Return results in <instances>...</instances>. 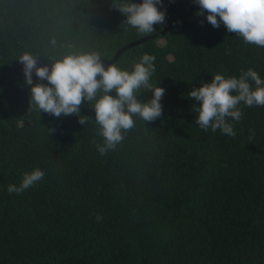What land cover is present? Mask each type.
<instances>
[{"label":"trees","instance_id":"1","mask_svg":"<svg viewBox=\"0 0 264 264\" xmlns=\"http://www.w3.org/2000/svg\"><path fill=\"white\" fill-rule=\"evenodd\" d=\"M164 7L162 34L163 24L153 33L123 24L111 0H0V79L25 52L51 64L92 51L106 61L158 33L114 63L130 69L154 55L150 83L165 89L162 114L133 115L101 154L92 102L58 117L37 109L23 67L0 85V264H264V110L241 104L228 136L201 129L187 96L216 73L251 67L264 79V49L213 27L197 6ZM33 167L44 169L41 181L7 192Z\"/></svg>","mask_w":264,"mask_h":264},{"label":"clouds","instance_id":"2","mask_svg":"<svg viewBox=\"0 0 264 264\" xmlns=\"http://www.w3.org/2000/svg\"><path fill=\"white\" fill-rule=\"evenodd\" d=\"M111 2L123 14V24L140 33H153L154 25H162L166 17V8L160 7L163 0ZM193 2L197 5L196 15L203 16L213 27L223 23L228 31L240 36L245 43L264 49V0ZM155 59L154 55L145 52L128 69L116 63L105 65L96 51L66 54L55 60L51 67L37 65L36 57L31 53L19 56L25 82L31 85L30 103L37 109L58 117L78 113L82 100L92 102L99 135L103 137V143L96 145L101 154L115 147L122 139V130L133 126V115L150 121L162 114L161 98L165 89L150 83L156 68ZM33 72L47 83H33ZM142 89L151 90L147 100L138 98ZM187 96L198 102L194 108L195 123L201 129L213 132L219 129L225 135L235 136L232 121L241 119V104L250 109L264 110V79L251 67L241 70L238 76L216 73L211 75L210 81L203 80L191 87ZM80 122L84 123L83 119ZM44 176L43 168L33 167L22 173L18 184H8L6 190L19 194Z\"/></svg>","mask_w":264,"mask_h":264},{"label":"water","instance_id":"3","mask_svg":"<svg viewBox=\"0 0 264 264\" xmlns=\"http://www.w3.org/2000/svg\"><path fill=\"white\" fill-rule=\"evenodd\" d=\"M166 3H171L177 7H180L182 9H185V10H189V9H193L195 8L197 5L192 1L190 4H180L178 3L177 1L175 0H163V4L160 5V7H164ZM163 30L161 31L162 34H165L169 28H170V25L168 23V21L165 20L163 21ZM158 35V33H154V34H151V35H147V36H143L141 38H138L124 46H122L116 53L115 55L109 59V60H106V61H103L105 65L107 64H111V63H114L119 57L120 55L129 47H132L134 45H137V44H140V43H143L145 41H147L148 39L150 38H154ZM36 62H37V65H40V66H43V65H48L49 67H51V63L49 62H46V61H43V60H40L38 58H36ZM21 67H23V63L20 62L9 74H7L4 78L0 79V85L4 82H6L9 78H11Z\"/></svg>","mask_w":264,"mask_h":264}]
</instances>
